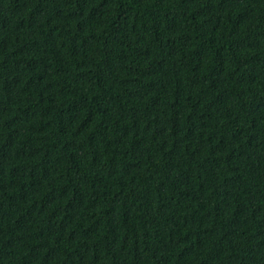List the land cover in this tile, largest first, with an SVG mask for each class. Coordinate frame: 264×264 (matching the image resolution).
<instances>
[{
  "label": "trees",
  "instance_id": "obj_1",
  "mask_svg": "<svg viewBox=\"0 0 264 264\" xmlns=\"http://www.w3.org/2000/svg\"><path fill=\"white\" fill-rule=\"evenodd\" d=\"M0 264H264V0H0Z\"/></svg>",
  "mask_w": 264,
  "mask_h": 264
}]
</instances>
